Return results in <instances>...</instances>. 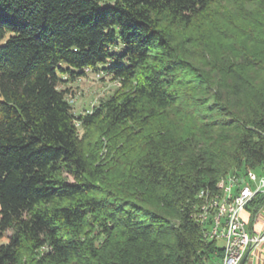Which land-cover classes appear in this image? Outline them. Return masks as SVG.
I'll return each mask as SVG.
<instances>
[{
    "label": "trees",
    "instance_id": "trees-1",
    "mask_svg": "<svg viewBox=\"0 0 264 264\" xmlns=\"http://www.w3.org/2000/svg\"><path fill=\"white\" fill-rule=\"evenodd\" d=\"M86 69L120 88L75 115ZM247 169L264 0H0V264H215L199 194Z\"/></svg>",
    "mask_w": 264,
    "mask_h": 264
},
{
    "label": "built area",
    "instance_id": "built-area-1",
    "mask_svg": "<svg viewBox=\"0 0 264 264\" xmlns=\"http://www.w3.org/2000/svg\"><path fill=\"white\" fill-rule=\"evenodd\" d=\"M89 71L86 69V74ZM258 195H264V172L259 175L251 169L230 172L216 193L200 192L202 202L196 220L204 228L206 238L224 242L223 256L215 264H241L248 250L264 244V229L255 233L244 217L250 212L256 221L259 209L252 212L248 206Z\"/></svg>",
    "mask_w": 264,
    "mask_h": 264
},
{
    "label": "rangeland",
    "instance_id": "rangeland-1",
    "mask_svg": "<svg viewBox=\"0 0 264 264\" xmlns=\"http://www.w3.org/2000/svg\"><path fill=\"white\" fill-rule=\"evenodd\" d=\"M208 62H210V59ZM67 86H70L72 90V93L69 95V102L73 107L75 115L89 113L103 98L113 95L120 88L118 82L112 81L108 76H98V74L92 70L89 71L85 77L80 78L76 82L69 83ZM76 125L80 130L81 135L84 134L81 123H77ZM252 222L254 224L257 222L256 224L258 225H264V202L259 207L256 221ZM260 232V230L255 231V233ZM9 235L10 233L0 240V245L8 242ZM219 244L223 245L224 242L220 240Z\"/></svg>",
    "mask_w": 264,
    "mask_h": 264
},
{
    "label": "crops",
    "instance_id": "crops-1",
    "mask_svg": "<svg viewBox=\"0 0 264 264\" xmlns=\"http://www.w3.org/2000/svg\"><path fill=\"white\" fill-rule=\"evenodd\" d=\"M244 217L249 222V225L254 232L256 230L262 231L264 229V225L256 224L258 221L255 224L252 222L253 218L251 217L250 212L245 213ZM243 264H264V244L257 248L251 249Z\"/></svg>",
    "mask_w": 264,
    "mask_h": 264
},
{
    "label": "water",
    "instance_id": "water-1",
    "mask_svg": "<svg viewBox=\"0 0 264 264\" xmlns=\"http://www.w3.org/2000/svg\"><path fill=\"white\" fill-rule=\"evenodd\" d=\"M250 251H251V249L248 250L247 253L244 255V257H243V259H242V261H241V264L244 263V261L246 260L247 256L249 255Z\"/></svg>",
    "mask_w": 264,
    "mask_h": 264
}]
</instances>
